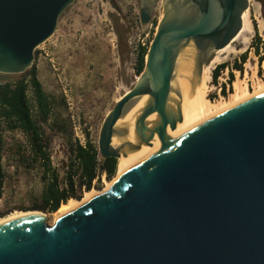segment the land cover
<instances>
[{
    "label": "water",
    "instance_id": "water-1",
    "mask_svg": "<svg viewBox=\"0 0 264 264\" xmlns=\"http://www.w3.org/2000/svg\"><path fill=\"white\" fill-rule=\"evenodd\" d=\"M76 1L0 0V73L26 74ZM158 1L140 0L142 25L152 23ZM162 5L144 71L107 115L98 141L100 156L117 160L159 145L56 224L31 213L0 226V264H264V93L177 142L162 137L184 121L174 86L179 58L189 52L200 77L242 30L250 0ZM144 96L136 142L113 147L115 135H127L117 124L128 105Z\"/></svg>",
    "mask_w": 264,
    "mask_h": 264
},
{
    "label": "rangeland",
    "instance_id": "rangeland-1",
    "mask_svg": "<svg viewBox=\"0 0 264 264\" xmlns=\"http://www.w3.org/2000/svg\"><path fill=\"white\" fill-rule=\"evenodd\" d=\"M162 14L160 0L152 23L144 26L140 23V0H77L60 19L55 35L36 51L39 79L53 102L52 119L43 125L50 140L53 166L61 179L64 180L70 171L77 144H85L89 137L98 145L107 115L135 86L139 76L136 71L138 46L150 47ZM255 26L264 41V7L259 0L250 1L247 29L243 35L227 52L212 54L208 67L209 97L215 100L224 97L222 94L219 98L217 93L226 82L230 84L232 72L236 81L235 72L239 71L235 69L236 64L242 63L240 76L248 73L250 91L255 90L259 80H264V62L260 63L256 54L259 47L264 55V46L255 40ZM244 55H247L246 63L241 62ZM221 64L227 66L214 83L212 73ZM24 75L0 73V83ZM234 91V85L233 91L230 86L225 98ZM1 138L6 177L0 186V214L36 210L44 187L41 168L39 165L26 168L21 162L16 148L26 145L21 132H8L0 127ZM106 178L103 175L101 188L92 190L103 189ZM54 219L51 216L47 223L53 225Z\"/></svg>",
    "mask_w": 264,
    "mask_h": 264
},
{
    "label": "trees",
    "instance_id": "trees-1",
    "mask_svg": "<svg viewBox=\"0 0 264 264\" xmlns=\"http://www.w3.org/2000/svg\"><path fill=\"white\" fill-rule=\"evenodd\" d=\"M259 1L264 7V0ZM255 30V40L258 45L264 46L257 26ZM148 50L149 48L144 45L138 46L136 64L138 75L144 71ZM256 54L259 62L263 63L264 55H261L259 47L256 49ZM246 61L247 55L242 56L241 62L246 63ZM226 66V64H221L214 69L212 73L214 83L218 82L220 73ZM235 69L242 72V63L236 64ZM234 80L235 75L232 72L229 78L232 91ZM222 88L223 96L228 97L226 84ZM210 99L215 100L214 97ZM52 115L53 102L39 79L36 63L22 78L0 83V127L4 131L21 132L24 135L26 145L16 146L19 150V158L26 168H32L34 165L40 166L41 179L44 184L41 199L35 209L55 213L69 199L81 200L85 192L93 188H101L103 175H106L109 180L114 178L117 174L118 160L116 158L103 159L100 156L98 145L87 137L85 144H77L70 171L64 180L61 179L59 172L53 166L50 140L43 125L51 121ZM3 143L1 138L0 186L4 184L6 177L2 165ZM76 177H78L77 180ZM7 214H0V217H5Z\"/></svg>",
    "mask_w": 264,
    "mask_h": 264
},
{
    "label": "bare ground",
    "instance_id": "bare-ground-1",
    "mask_svg": "<svg viewBox=\"0 0 264 264\" xmlns=\"http://www.w3.org/2000/svg\"><path fill=\"white\" fill-rule=\"evenodd\" d=\"M248 11L249 10L244 13L243 27L240 33L226 48L218 50L215 53L218 54L220 52H227L230 49V45L232 46L238 40V38L243 35L247 29ZM209 66L210 63L204 67L202 75L200 77H196L191 54L189 52H185L179 58L174 86L180 91L182 95V111L184 121L178 124L175 131L169 130L163 134L162 137L164 143L169 144L177 142L204 123L264 93V80H259L256 84L255 90L252 92L249 90L248 86V73L245 74V77H242L240 76V72L236 71L235 73L237 74V78L233 84L235 89L234 93H232L229 98L223 97L219 100H211L209 97V93L211 91L209 87ZM148 99L149 96L136 98L128 105L124 115L117 124L118 130L121 132H126L128 136L126 135L125 138H122L118 135H115L112 142L113 147L120 148L129 142H136L134 123L138 113L146 105ZM157 120V115H153L150 118L151 122H156ZM157 144L158 142L153 143V145L146 144L139 149L127 151V154L122 152V156L118 160V174L110 180L106 178L104 180L105 187L103 189L87 191L81 200L71 198L67 203L62 204L60 209L53 214L41 210L14 211L5 217H0V226H3L31 213L44 214L46 223L50 217L53 216L55 218L54 224H56L60 218L79 208L88 202L93 196L108 191L113 186V184L117 182L128 170L140 162L146 160L147 154Z\"/></svg>",
    "mask_w": 264,
    "mask_h": 264
},
{
    "label": "built area",
    "instance_id": "built-area-1",
    "mask_svg": "<svg viewBox=\"0 0 264 264\" xmlns=\"http://www.w3.org/2000/svg\"><path fill=\"white\" fill-rule=\"evenodd\" d=\"M144 46H145V45H144ZM219 79H220V78H219ZM219 85L221 86V84H219ZM226 86H227V89H226V90H227V93H229V92H230V86H231V85H230L229 83L226 82ZM221 90H222V87H221V89L219 90V92L217 93V95H218L219 98H222V92H221Z\"/></svg>",
    "mask_w": 264,
    "mask_h": 264
},
{
    "label": "flooded vegetation",
    "instance_id": "flooded-vegetation-1",
    "mask_svg": "<svg viewBox=\"0 0 264 264\" xmlns=\"http://www.w3.org/2000/svg\"><path fill=\"white\" fill-rule=\"evenodd\" d=\"M222 90H223V88H222ZM222 90H221V92H222Z\"/></svg>",
    "mask_w": 264,
    "mask_h": 264
}]
</instances>
